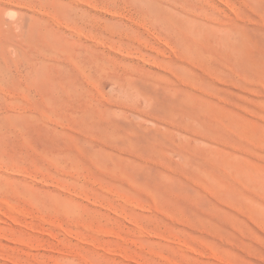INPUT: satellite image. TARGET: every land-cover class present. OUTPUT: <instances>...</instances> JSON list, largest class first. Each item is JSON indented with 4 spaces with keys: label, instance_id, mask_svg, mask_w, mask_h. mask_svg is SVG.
<instances>
[{
    "label": "rangeland",
    "instance_id": "1",
    "mask_svg": "<svg viewBox=\"0 0 264 264\" xmlns=\"http://www.w3.org/2000/svg\"><path fill=\"white\" fill-rule=\"evenodd\" d=\"M79 1L0 0V264H264V0Z\"/></svg>",
    "mask_w": 264,
    "mask_h": 264
},
{
    "label": "bare ground",
    "instance_id": "2",
    "mask_svg": "<svg viewBox=\"0 0 264 264\" xmlns=\"http://www.w3.org/2000/svg\"><path fill=\"white\" fill-rule=\"evenodd\" d=\"M71 1H72V0H71ZM196 1H197V0H196ZM222 1H224V0H222ZM222 1H221V2H222ZM10 2H11V1H10ZM16 2H17V1H16ZM218 2H219V1H218ZM37 3H38V2H37ZM70 3H71V2H70ZM79 3H82V2L78 0V3L76 2V4H79ZM84 3H85V2H84ZM84 3H83V4H84ZM199 3H200V2H199ZM170 4H171V3H170ZM223 4H224V3H223ZM14 5H16V4H13V5H12V4H11V5H10V4L3 5V10H4V11L10 10V13L12 14V13H14V11L11 12L12 9L15 10V8L13 7ZM85 5H87V4L85 3ZM173 5H174V4H173ZM15 7H16V6H15ZM18 7H20V6H18ZM32 7H33V6H32ZM34 8H35V7H34ZM16 9H17V8H16ZM32 9H33V8H32ZM58 9H59V8H58ZM1 10H2V9L0 8V11H1ZM183 10H184V9H182V11H183ZM7 12H8V11H7ZM63 12H64V11H63ZM17 13H18V12H17ZM17 13H16V12L14 13V14H15V17H16V14H17ZM54 14H55V13H54ZM6 15H7V17H8V15H10V14H9V13H6ZM6 15H5V17H6ZM1 16H2V15H0V20H4L5 18L2 19L3 17H1ZM11 16H13V15H11ZM60 16H61V15H60ZM8 18H11V17H8ZM13 18H14V17H13ZM16 18H17V17H16ZM17 19H18V18H17ZM205 19H206V18H205ZM11 21H12V20H11ZM52 21H54V20H52ZM205 21H206V20H205ZM4 22H5V21H4ZM8 22H10V21H8ZM23 22H24V20H23ZM16 23H17V22H15V24H16ZM21 23H22V22H21ZM24 23H25V22H24ZM26 23H27V22H26ZM246 23H247V22H246ZM12 25H13V24H12ZM3 26H4V25H3ZM13 26L16 27V25H13ZM20 26L22 27L23 25H20ZM32 26H34V25H32ZM9 28H10V27H9ZM9 28H8V29H9ZM17 28H19V27H17ZM28 28H30V27H28ZM263 28H264V27H263ZM2 29H4V28L2 27ZM6 29H7V28H6ZM20 29L22 30L23 27L20 28ZM30 29H31V28H30ZM59 29H60V28H59ZM67 30H68V29H67ZM7 31H8V30H7ZM15 31H16V30H15ZM25 31H27V28H26ZM28 31H29V30H28ZM28 31H27V34L29 35L30 33H28ZM71 31H72V30H71ZM148 31H149V30H148ZM2 32H3V31H2ZM74 32H75V31H74ZM149 32H150V31H149ZM4 33H5V32H4ZM17 33L20 34L21 31H17ZM77 33H79V35L81 34L80 32H77ZM147 33H148V32H147ZM200 33H201V32H200ZM36 34H37V37H38L39 34H38V33H36ZM148 34H149V33H148ZM1 35L4 36L3 34H1ZM1 35H0V36H1ZM5 35L7 36V33H6ZM13 35H14V34H13ZM28 35H27V36H28ZM31 35H32V34H30L29 36L32 37L33 35H32V36H31ZM41 35H42V34H41ZM81 35H82V34H81ZM152 35H153V34H152ZM152 35H151V36H152ZM6 36H5V37H6ZM29 36H28V37H29ZM35 36H36V35H35ZM151 36H150V37H151ZM200 36H201V34H200ZM202 36H203V35H202ZM11 37H12V36H11ZM74 37H75V36H74ZM79 37H80V36H79ZM153 37H154V36H153ZM6 38H7V37H6ZM6 38H5V39H6ZM23 38H24V36H23ZM33 38L35 39L34 36H33ZM33 38H32V39H33ZM5 39H3V40L5 41ZM25 39H26V37H25ZM32 39H31V40H32ZM34 39H33V40H34ZM122 39H123V38H122ZM149 39H150V38H149ZM0 40H1V39H0ZM9 40H11V39H9ZM23 40H24V39H23ZM131 40H132V39H131ZM93 41H95V40H93ZM127 41H128V40H127ZM2 42H3V41H2ZM2 42H0V45L3 46V47H5L6 45L1 44ZM14 42H15V41H14ZM85 42H86V41H85ZM29 43H30V42H29ZM5 44H6V43H5ZM101 45H102V44H101ZM164 45H165V44H164ZM1 46H0V47H1ZM103 46H104V45H103ZM139 46H140V45H139ZM142 47H143V46H142ZM166 47H167V46H166ZM10 48H13V49H9L10 52H11V50H14L15 46L10 47ZM95 48H96V47H95ZM104 48H105V46H104ZM98 49H100V48H98ZM145 49H146V48H145ZM6 50H7V47H6ZM110 50H111V51H116L115 49H112L111 47H110ZM5 52H6V51H5ZM148 52H149V51H148ZM155 53H156V52H155ZM126 55H127V54H126ZM129 55H130V54H129ZM157 55H158V54H157ZM174 55H175V54H174ZM122 56H123V55H122ZM172 56H173V55H172ZM126 57H127L128 59H129V58H130V59L132 58L131 56H126ZM133 58H134V57H133ZM6 59H7V58H6ZM143 59H144V58H143ZM7 60H9V59H7ZM176 60H177V59H176ZM31 61H32V59H31ZM31 61H29L30 64H31ZM23 62H24V60H23ZM25 62H26V60H25ZM146 62L149 63V64H151V62H148V61H146ZM179 62H180V61H179ZM32 63H33V62H32ZM34 63H35V62H34ZM26 64H27V63H25V65H26ZM70 64H71V63H70ZM70 64H69V65H70ZM145 64H146V63H145ZM152 64H153V63H152ZM187 64H188V63H187ZM32 65H35V64H32ZM190 65H191V64H190ZM26 66H27V65H26ZM191 66H192V65H191ZM21 67H22V66H21ZM24 67H25V66H24ZM33 67H34V66H33ZM143 67H144V66H143ZM35 68H36V67H35ZM37 68H38V67H37ZM15 69H16V68H14V70H15ZM23 69H24V68H23ZM25 69H27V68H25ZM28 69H29V68H28ZM19 70H20V69H19ZM36 70H37V69H36ZM36 70H35V71H36ZM160 70H161V69H160ZM27 71H28V70H27ZM30 71H31V70H30ZM35 71H34V72H35ZM77 71H78V70H77ZM199 71H200V70H199ZM18 72H19V71H18ZM28 72H29V71H28ZM39 72H40V71H39ZM39 72L37 73V75L39 74ZM12 73H13V72H12ZM14 73H15V72H14ZM16 73H17V72H16ZM20 73H23V71H22V72L20 71ZM29 73H30V72H29ZM203 74H204V73H203ZM14 75H15V74H14ZM206 75H207V74H206ZM8 76H9V75H8V69H7V66H6L5 63L1 60V57H0V95H1V93H3L2 91H4V88H5V86H6L7 83H8V79H9ZM24 76H26V75H24ZM27 76H29V75H27ZM27 76H26V77H27ZM35 76H36V75H35ZM18 77H20V76H18ZM18 77H17V78H18ZM33 77H34V76L32 75V78H33ZM20 78H21V81H19V82H22V78H24V77H20ZM174 78H175V77H174ZM18 79H19V78H18ZM36 79H37V78H36ZM209 79H210V78H209ZM29 80H31V79H29ZM85 80H86V79H85ZM177 80H178V79H177ZM211 80H212V79H211ZM31 81H33V80H31ZM27 82H28V81H27ZM34 82H35V81H33V82H31V83H34ZM178 82H179V81H178ZM39 84H40V82H39ZM91 84H92V83H91ZM20 85L22 86L23 84H20ZM26 85H27V84H26ZM28 85H29L28 88L30 89V86H31L32 84H28ZM115 85H116V84H115ZM36 86H38V82H37V85H36ZM132 86H133V85H132ZM132 86H131V87H132ZM13 87H14V86H13ZM188 87H189V86H188ZM28 88H27V90H28ZM31 88H32V87H31ZM128 88H129V87H128ZM192 88H193V87H192ZM5 89H6V88H5ZM120 89H121V88H120ZM25 90H26V89H24V91H25ZM91 90H92V89H91ZM195 90H196V89H195ZM6 91H7V90H5V92H6ZM22 92H23V89H22ZM35 92H36V91H35ZM28 93H30V92H28ZM99 93H100V92H99ZM2 95H4V93H3ZM99 95H100V94H99ZM118 95H119V93H118ZM14 96H15V95H14ZM101 97L104 98V96H101ZM125 97H126V96H125ZM24 98H25V97H24ZM0 100L4 101L3 99H0ZM24 100H25V99H24ZM2 101H1V102H2ZM26 101H27V100H26ZM220 101H221V100H220ZM1 102H0V103H1ZM65 107H66V106H65ZM13 108H14V107H13ZM13 108H11V109H13ZM29 111H30V110H29ZM20 113H21V112H20ZM40 113H41V112H40ZM42 116H43V115H42ZM53 119H54V118H53ZM42 121H43V120H42ZM49 121H50V119H49ZM62 121H63V120H62ZM155 121H156V120H155ZM47 122H48V121H47ZM146 122H147V121H146ZM229 122H230V121H229ZM231 123H232V122H231ZM160 124H161V123H160ZM166 124H167V123H166ZM63 126H65V125H63ZM171 128H172V127H171ZM163 129H164V128H163ZM176 129H177V128H176ZM186 133H187V132H186ZM178 137H179V136H178ZM212 142H213V141H212ZM181 159H182V158H181ZM0 167H1V166H0ZM1 169H3V168H1ZM22 172H23V171H21V173H22ZM19 174H20V173H19ZM28 174H29V173H28ZM24 175H25V173H24ZM27 176H28V175H27ZM35 178H36V176H35ZM26 179H27V178H26ZM31 179H32V178H31ZM31 179H30V180H31ZM35 180L38 181L37 179H34V181H35ZM258 185H259V184H258ZM1 203H4V201H1ZM6 206H7V208L9 209V211H10L9 213H10V214H9V216H8L7 218H5V219H6V220H10V221H12L13 223H15V224H17V225L20 224L19 220H17V219L15 218V214H16V213H15L14 211H15L16 209H15L14 207L10 206V205L7 204V203H6ZM16 211H17V214H18V213L21 214V212H18V210H16ZM20 214H19V215H20ZM0 218H2V217H0ZM1 220H2V219H1ZM4 221H5V220H2L1 222H4ZM10 221H9V223H10ZM6 222H7V221H6ZM11 224H12V223H11ZM11 224H10V225H11ZM36 233H38V232H36ZM167 241H168V240H167ZM170 242H171V241H170ZM172 242H174V241H172ZM81 243H82V242H81ZM86 244H87V243H86ZM89 244H90V243H89ZM180 244H181V242H180ZM180 244H179V245H180ZM91 245H93V244H90V246H91ZM179 245H178V246H179ZM93 246H94V245H93ZM183 246H184V245H183ZM181 247H182V246H181ZM184 247H185V246H184ZM186 247H187V246H186ZM96 248H97V246H96ZM182 248H183V247H182ZM190 250H191V249H190ZM190 250H189V251H190ZM193 251H194V250H193ZM190 252H192V251H190ZM194 252H195V251H194ZM196 253H197V252H196ZM196 253H195V254H196ZM198 253H200V252H198Z\"/></svg>",
    "mask_w": 264,
    "mask_h": 264
}]
</instances>
